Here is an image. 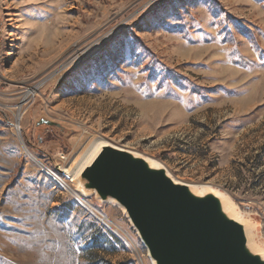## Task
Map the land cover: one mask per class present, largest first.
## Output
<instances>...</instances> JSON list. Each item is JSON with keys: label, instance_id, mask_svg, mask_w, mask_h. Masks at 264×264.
I'll return each instance as SVG.
<instances>
[{"label": "rangeland", "instance_id": "1", "mask_svg": "<svg viewBox=\"0 0 264 264\" xmlns=\"http://www.w3.org/2000/svg\"><path fill=\"white\" fill-rule=\"evenodd\" d=\"M0 27V264H153L68 174L98 137L225 192L264 247V0H0Z\"/></svg>", "mask_w": 264, "mask_h": 264}, {"label": "water", "instance_id": "2", "mask_svg": "<svg viewBox=\"0 0 264 264\" xmlns=\"http://www.w3.org/2000/svg\"><path fill=\"white\" fill-rule=\"evenodd\" d=\"M38 124L60 126L48 119ZM148 159L109 142L97 148L73 182L83 196L123 208L153 264H264L248 248L250 237L256 244L254 237L262 238L258 219L254 227L245 217L248 226L230 218L216 188L198 195L190 183L177 182L163 164L155 160L152 166Z\"/></svg>", "mask_w": 264, "mask_h": 264}, {"label": "bare ground", "instance_id": "3", "mask_svg": "<svg viewBox=\"0 0 264 264\" xmlns=\"http://www.w3.org/2000/svg\"><path fill=\"white\" fill-rule=\"evenodd\" d=\"M32 95H33V90H31V91L28 90L27 93L24 95V99H28ZM19 117L20 116H18V118ZM108 143L109 142L106 141L104 138L98 137V138H95L89 146H87L88 148L84 150L85 153L82 155L81 158H78L79 151L76 152L72 156L71 161H70V162H73L78 158L74 169H72L70 172H68L70 177L76 178L80 169L85 165V163L89 160V158L94 154V152L97 150V148L100 145L108 144ZM148 160L151 162L152 166H154V165L157 166L156 163H158V162H156L154 159L151 158V160L150 159H148ZM176 181L178 182L180 180L176 179ZM180 182H183V181H180ZM184 183H187V182H184ZM190 186L192 188V191L198 195H201V194L207 192L208 189L213 188L211 185H208V184L203 185V186H197V185L190 184ZM76 190L78 192V189H76ZM215 193H216V195H218V197L221 200L222 208H223L224 212L230 218L235 219V220H237V221L248 226L247 221L244 218L243 213L241 212L239 207L235 204V202L231 199V197L229 195L217 190V189H215ZM248 248L252 251V253L259 254L264 259V248L259 246L258 244H256L252 237H250L248 239Z\"/></svg>", "mask_w": 264, "mask_h": 264}, {"label": "snow or ice", "instance_id": "4", "mask_svg": "<svg viewBox=\"0 0 264 264\" xmlns=\"http://www.w3.org/2000/svg\"><path fill=\"white\" fill-rule=\"evenodd\" d=\"M101 158H102V157L97 158V160L94 161L93 163H94V164L99 163V159H101ZM6 195H7V190H5V196H6ZM2 204H3V200L0 199V206H2Z\"/></svg>", "mask_w": 264, "mask_h": 264}, {"label": "built area", "instance_id": "5", "mask_svg": "<svg viewBox=\"0 0 264 264\" xmlns=\"http://www.w3.org/2000/svg\"><path fill=\"white\" fill-rule=\"evenodd\" d=\"M1 30H2V28L0 27V32H1ZM66 159H67L66 155L62 154V160H66ZM58 166H61V165H58Z\"/></svg>", "mask_w": 264, "mask_h": 264}]
</instances>
